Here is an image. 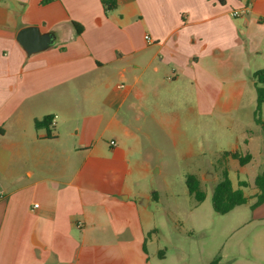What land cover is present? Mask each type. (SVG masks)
I'll return each instance as SVG.
<instances>
[{
    "label": "crops",
    "instance_id": "1",
    "mask_svg": "<svg viewBox=\"0 0 264 264\" xmlns=\"http://www.w3.org/2000/svg\"><path fill=\"white\" fill-rule=\"evenodd\" d=\"M28 25L56 42L27 55ZM261 69L264 0H118L108 13L102 0H0V264H182V221L167 210L161 225L159 191L129 185L148 169L144 141L178 132V105L202 129L214 115L229 131L245 106L254 116ZM47 115L49 136L35 126ZM248 131L237 144L250 163L260 139ZM251 210L233 229L254 222L264 264V202Z\"/></svg>",
    "mask_w": 264,
    "mask_h": 264
},
{
    "label": "rangeland",
    "instance_id": "2",
    "mask_svg": "<svg viewBox=\"0 0 264 264\" xmlns=\"http://www.w3.org/2000/svg\"><path fill=\"white\" fill-rule=\"evenodd\" d=\"M246 102V101H245ZM243 113L235 116V121L227 131L222 125L217 124V117L209 116L208 129H202L197 113H189L186 109L179 108L178 132L165 133L159 131L155 134L156 147L148 141L142 146L143 152L150 154L147 171L138 170L129 179V185L136 192L142 191L152 194L159 191L160 202H152L151 207L158 211L157 220L161 225L170 224L164 218L168 212L182 221V230L178 234V242L185 249L182 264H203L202 254H212L219 260L223 257L225 264H254L251 256L253 239L250 230L254 222L243 229L234 230V226L244 220L251 219L253 212L251 205L255 201L258 188L255 185L256 176L264 170V131L251 114ZM173 119V117H172ZM250 128V133H255L260 139V145L253 149L255 155L250 163L241 165L238 159L225 156L226 151L238 150L246 153L242 141L243 129ZM240 138V144L237 141ZM172 139H176V143ZM228 169L235 188L241 181H246L248 186L242 187L248 201L236 206L226 214L215 211L212 195L216 185L223 178V171ZM196 175L201 181V189L205 192V199L199 202L195 195L188 190L187 176ZM207 176V177H206ZM137 198L139 195L136 194ZM142 197L143 205L146 203ZM201 206L195 210V206ZM191 209L195 212H191ZM208 223L207 228L200 230L202 223ZM261 225L264 221L259 222ZM162 248H167L166 244Z\"/></svg>",
    "mask_w": 264,
    "mask_h": 264
},
{
    "label": "trees",
    "instance_id": "3",
    "mask_svg": "<svg viewBox=\"0 0 264 264\" xmlns=\"http://www.w3.org/2000/svg\"><path fill=\"white\" fill-rule=\"evenodd\" d=\"M102 2L107 13L115 9L118 4V0H102ZM73 25L75 26L78 33L83 31L84 27L80 23L73 21ZM255 77L257 79V106L254 116L256 123L259 124L264 131V120L261 116L262 105L264 103V69L255 72ZM52 120V115L44 116L42 119L35 120V126L39 129H47L49 136ZM226 155H230L233 158L238 159L241 165L247 164L252 159V155L250 153L243 154L238 151H226L225 156ZM187 185L189 192L195 195L199 202L204 201L206 195L201 189V181L196 175L189 174L187 176ZM255 185L259 189V193L257 195V200L251 205L252 208H255L264 202V170L256 176ZM246 186H248V183L246 181H241L239 183V187L235 188L230 177L229 170L225 169L223 171V178L216 185L212 195V202L215 211L219 214H226L233 210L236 206L245 204L248 201V198L245 195L242 187Z\"/></svg>",
    "mask_w": 264,
    "mask_h": 264
},
{
    "label": "water",
    "instance_id": "4",
    "mask_svg": "<svg viewBox=\"0 0 264 264\" xmlns=\"http://www.w3.org/2000/svg\"><path fill=\"white\" fill-rule=\"evenodd\" d=\"M17 40L27 55H31L52 46L57 40V35L54 31H42L38 25H28L19 30ZM141 204L143 205V201Z\"/></svg>",
    "mask_w": 264,
    "mask_h": 264
},
{
    "label": "built area",
    "instance_id": "5",
    "mask_svg": "<svg viewBox=\"0 0 264 264\" xmlns=\"http://www.w3.org/2000/svg\"><path fill=\"white\" fill-rule=\"evenodd\" d=\"M240 12L238 10H234L233 11V15H238ZM146 39L149 41V42H152V38L149 34L146 35ZM171 78V77H169ZM112 143H115L114 141H112ZM35 207H38L39 206V203H35L34 205Z\"/></svg>",
    "mask_w": 264,
    "mask_h": 264
}]
</instances>
